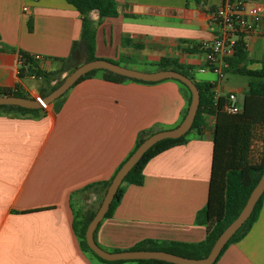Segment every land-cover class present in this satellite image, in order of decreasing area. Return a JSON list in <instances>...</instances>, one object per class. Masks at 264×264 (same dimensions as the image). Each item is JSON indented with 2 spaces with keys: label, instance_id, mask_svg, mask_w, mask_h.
I'll return each instance as SVG.
<instances>
[{
  "label": "crops",
  "instance_id": "1",
  "mask_svg": "<svg viewBox=\"0 0 264 264\" xmlns=\"http://www.w3.org/2000/svg\"><path fill=\"white\" fill-rule=\"evenodd\" d=\"M243 1L262 6L258 17H248L252 31L243 34L246 68L258 70L264 61V0ZM218 4L115 0L116 17L101 20L96 11L89 13L95 24L94 56L145 72L159 70L162 58L172 59L194 82L213 84L216 100L229 93L237 100L253 78L224 73L220 79L208 69L202 47L188 51L213 38L210 11ZM80 31L79 13L64 0H0V89L17 86L39 98L67 75L63 60ZM20 51L37 57L38 68L55 78L45 83L31 72L18 77ZM64 94L57 112L51 105L38 116L0 112V264H106L81 248L73 228L77 214L96 211L93 205L99 206L105 193L101 185L87 186L114 174L140 132L175 127L185 108L172 80L114 83L95 75ZM214 122V116L205 115L204 134L190 132L185 144L151 158L141 186L122 184L117 206L95 230L99 247L114 252L144 240L198 244L205 239L202 211ZM257 131L263 133L264 127ZM214 264H264V197L249 231Z\"/></svg>",
  "mask_w": 264,
  "mask_h": 264
},
{
  "label": "trees",
  "instance_id": "2",
  "mask_svg": "<svg viewBox=\"0 0 264 264\" xmlns=\"http://www.w3.org/2000/svg\"><path fill=\"white\" fill-rule=\"evenodd\" d=\"M73 6L80 15L81 31L78 41H74L71 46L69 56L63 60V70L70 73L73 69L84 62L95 60V24L90 20L89 13L96 11L99 18H114L117 15L115 0H64ZM125 43H129L128 40ZM201 45L189 49V52L198 51ZM19 71L18 77H22L25 73L31 72L33 75L44 79L48 83L55 78L54 73H45L40 70L34 58L24 52H19ZM113 62V61H110ZM226 67L223 68V73L237 74L253 78L248 83L247 93L243 97L241 110L237 114H228L223 111V100L215 99L213 93V84L206 82H194L199 91V105L194 121L186 134L176 139H165L157 142L149 148L134 167L128 172L122 181V184H131L141 186L143 184L142 170L144 165L154 156L159 153L174 147L185 144L188 140L190 132L203 134L204 116L212 115L215 117L213 126V153L211 162V173L208 189L207 204L202 211L207 222V234L205 239L198 244H183L174 242H155L151 240H144L138 242L128 250H150V251H164L174 255L201 259L205 257L217 237L222 233L226 226L231 223L238 215L246 199L257 183L264 170V132L257 131L258 126L264 127V61L260 62L261 66L258 70H251L246 68L247 51L243 41V35H238L234 46L232 55L225 58ZM119 64L118 62H113ZM158 69H171L184 74L191 78L183 67L177 64L175 60L162 58L157 63ZM95 75H100L102 79L121 83L124 81H134L140 83H154L140 80L129 79L120 75L102 71L94 70L88 72L80 77L74 84L91 78ZM62 79L57 80L54 85L48 86L47 90L40 92V98L45 97L53 91ZM176 82L185 98V108L179 120V123L184 118L187 107L190 102V92L188 88ZM18 96L24 98H31L24 94L16 86L14 89H0V96ZM65 94L55 100L51 106L55 112L61 106V102ZM0 112L10 113L15 115H32L38 116L45 114L44 107L39 109H25L17 106H0ZM178 123V124H179ZM169 128L149 129L139 133L135 145L129 155L121 162L114 174L100 184H92L86 189L92 188L95 185H101L106 191L112 178L126 161V159L134 152V150L142 143L148 136ZM122 184L118 187L114 198L109 206L104 218L111 216L113 210L117 206L123 194ZM264 192L257 200L254 208L245 221V223L236 231L234 235L228 240L223 247L224 249L235 242L241 240L249 231L253 223L256 221L259 211L262 206ZM93 212H84L77 214L73 228L80 240L81 248L91 254L97 260L106 264H171L156 260H138V261H104L97 257L86 245L84 234L85 229L94 215ZM95 233V232H94ZM116 250L114 252H117ZM214 264V263H213Z\"/></svg>",
  "mask_w": 264,
  "mask_h": 264
},
{
  "label": "water",
  "instance_id": "3",
  "mask_svg": "<svg viewBox=\"0 0 264 264\" xmlns=\"http://www.w3.org/2000/svg\"><path fill=\"white\" fill-rule=\"evenodd\" d=\"M94 70L108 71L129 79L140 80L145 82H158L162 80H176L184 84L190 92V102L187 107L184 118L179 124L173 128L158 131L147 138L134 150V152L126 159L122 166L118 169L111 182L109 183L103 198L95 211L93 217L88 222L84 239L87 247L99 258L104 261L129 262L138 260H156L171 264H213L220 252L222 251L228 240L236 233V231L249 218L255 203L264 192V170L255 186L250 191L245 204L235 217L229 223L222 233L217 237L208 254L201 259H191L178 255H174L164 251L150 250H123L117 252H109L99 247L94 240V232L98 224L104 219L109 206L114 198L118 187L122 184L123 179L134 165L140 160L144 153L154 144L165 139H176L188 132L190 129L199 105V91L194 81L184 74L171 70L159 69L156 71L145 72L115 64L104 59H95L84 62L68 73L61 83L49 94L43 98H24L18 96H0V106H17L25 109H39L41 107L50 106L55 100L60 98L67 92L77 80Z\"/></svg>",
  "mask_w": 264,
  "mask_h": 264
},
{
  "label": "built area",
  "instance_id": "4",
  "mask_svg": "<svg viewBox=\"0 0 264 264\" xmlns=\"http://www.w3.org/2000/svg\"><path fill=\"white\" fill-rule=\"evenodd\" d=\"M26 10L27 7H23V12ZM261 13V5H249L243 0H219V4L210 11V23L215 32L213 38L209 42L202 43L201 47L209 65L208 69L218 78L224 77L223 68L227 66L225 58L232 55L237 36L252 31L248 17H258ZM205 70L199 68L200 72ZM31 77L35 78V75ZM235 102V94H227L223 100V111L228 114L239 113L241 109ZM204 131L203 129V134Z\"/></svg>",
  "mask_w": 264,
  "mask_h": 264
},
{
  "label": "rangeland",
  "instance_id": "5",
  "mask_svg": "<svg viewBox=\"0 0 264 264\" xmlns=\"http://www.w3.org/2000/svg\"><path fill=\"white\" fill-rule=\"evenodd\" d=\"M40 98V97H39ZM242 102H243V96L242 95H238V97H237V100H236V104H237V106L239 107V108H241V106H242ZM85 206H87V208H88V206H89V202H87V201H85ZM96 203H94V205H93V207H94V209L96 210L97 208H98V204L96 205ZM88 211H90L89 209H88ZM87 211V212H88ZM93 212V211H92ZM95 212V211H94Z\"/></svg>",
  "mask_w": 264,
  "mask_h": 264
}]
</instances>
